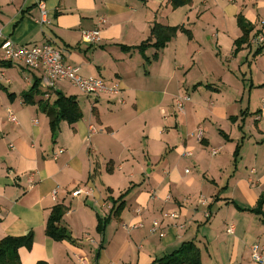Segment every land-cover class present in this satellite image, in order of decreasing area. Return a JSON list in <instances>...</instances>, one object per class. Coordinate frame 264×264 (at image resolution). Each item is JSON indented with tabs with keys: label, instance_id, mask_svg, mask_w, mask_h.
<instances>
[{
	"label": "crops",
	"instance_id": "1",
	"mask_svg": "<svg viewBox=\"0 0 264 264\" xmlns=\"http://www.w3.org/2000/svg\"><path fill=\"white\" fill-rule=\"evenodd\" d=\"M99 18L101 39L89 43L81 32ZM262 21L264 0H0V239L32 233L20 264H153L186 241L203 264H258L250 248L264 251V219L249 209L264 195ZM154 23L179 26L159 49ZM6 40L51 43L117 90L86 95L67 79L46 90L41 69L2 59ZM60 92L80 116L52 131L43 105ZM57 204L73 241L44 232Z\"/></svg>",
	"mask_w": 264,
	"mask_h": 264
},
{
	"label": "trees",
	"instance_id": "2",
	"mask_svg": "<svg viewBox=\"0 0 264 264\" xmlns=\"http://www.w3.org/2000/svg\"><path fill=\"white\" fill-rule=\"evenodd\" d=\"M173 7L182 5L184 0H170ZM179 26H168L158 23H154L150 29V37L154 38L152 46L156 49L161 48L164 44L175 34ZM242 36L235 41L236 50L240 48V45L246 43L248 40V34L250 33V27H243ZM148 41V40H146ZM146 42L138 45L139 49L145 47ZM148 45V43H146ZM125 49V47H121ZM37 81L34 83L29 91L23 93V97L26 100L32 98L37 93ZM11 96V95H10ZM56 107L49 109L46 105H43L44 112L49 117V123L52 131L57 128V122L60 119H65L69 124H73L80 116L77 102L74 96H65L61 92L58 93L55 101ZM122 195L118 200L121 202ZM117 200L113 201L116 203ZM264 204V195L258 198L257 204L249 211L259 214L264 219V213L261 212V206ZM121 203L115 204V210L118 212V208ZM66 206L57 204L55 205L47 218L44 232L53 240H69L73 241L69 229L62 221V216L66 211ZM107 222L106 218L99 219L97 225V231L102 234L103 227ZM32 245V233L29 232L22 236H5L0 239V264H20L18 249L21 247L30 248ZM36 264H47L46 261L40 260ZM153 264H203L200 259V252L193 241L182 242L177 248L173 249L169 253L164 254L162 257L157 258Z\"/></svg>",
	"mask_w": 264,
	"mask_h": 264
},
{
	"label": "built area",
	"instance_id": "3",
	"mask_svg": "<svg viewBox=\"0 0 264 264\" xmlns=\"http://www.w3.org/2000/svg\"><path fill=\"white\" fill-rule=\"evenodd\" d=\"M42 22L45 20V10L43 3L39 2ZM105 23V18H99L96 22V26L91 30H82V38L89 43H97L100 41V30ZM264 24V21H262ZM258 43L264 42V35L258 34L255 38ZM2 59L7 61L17 62L30 69H41L42 76L41 81L43 87L46 90L52 89L55 83L59 79H67L75 86L79 91L86 95H99L102 92H115L117 90L116 85L107 84L99 77L82 76L79 73V68L63 61L60 50L51 43L45 42L40 44H34L32 46L27 45H14L12 42L6 40L1 44ZM189 99V96L184 95L176 98L175 103L178 108H182L185 101ZM10 121H15L13 114L8 116ZM202 137V129L198 128L197 138ZM215 153L216 150H213ZM186 155H190V151L185 152ZM82 190H75L72 195L76 196ZM87 193V191H85ZM163 217L176 218L175 212H165ZM157 221L152 223L153 229H155ZM227 231H232V226L227 228ZM164 235V233H160ZM250 255L254 262L260 264L264 262V251L262 247L254 243L250 248Z\"/></svg>",
	"mask_w": 264,
	"mask_h": 264
},
{
	"label": "rangeland",
	"instance_id": "4",
	"mask_svg": "<svg viewBox=\"0 0 264 264\" xmlns=\"http://www.w3.org/2000/svg\"><path fill=\"white\" fill-rule=\"evenodd\" d=\"M249 38L251 39L252 37L251 36H249ZM235 52V51H234ZM233 52V53H234ZM250 80V79H249ZM255 80V79H254ZM248 81V80H247ZM66 83L68 82V81H65ZM69 84V83H68ZM208 87H210V86H208ZM51 100H53V99H51Z\"/></svg>",
	"mask_w": 264,
	"mask_h": 264
}]
</instances>
